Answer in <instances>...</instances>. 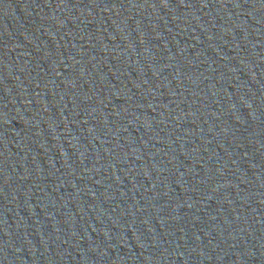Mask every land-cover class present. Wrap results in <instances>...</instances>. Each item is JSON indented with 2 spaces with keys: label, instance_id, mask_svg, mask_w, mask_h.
Here are the masks:
<instances>
[{
  "label": "water",
  "instance_id": "water-1",
  "mask_svg": "<svg viewBox=\"0 0 264 264\" xmlns=\"http://www.w3.org/2000/svg\"><path fill=\"white\" fill-rule=\"evenodd\" d=\"M0 264H264V0H0Z\"/></svg>",
  "mask_w": 264,
  "mask_h": 264
}]
</instances>
